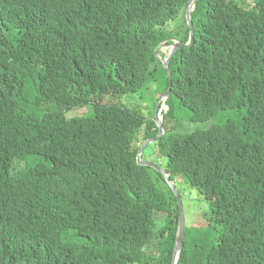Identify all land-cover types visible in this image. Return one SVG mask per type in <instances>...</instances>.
Returning <instances> with one entry per match:
<instances>
[{
	"label": "trees",
	"instance_id": "obj_1",
	"mask_svg": "<svg viewBox=\"0 0 264 264\" xmlns=\"http://www.w3.org/2000/svg\"><path fill=\"white\" fill-rule=\"evenodd\" d=\"M188 6L0 0V264H173L178 198L137 160L154 138L142 159L159 148L184 207L189 189L205 203L185 207L178 264H264V0H197L163 135L168 72L149 117L116 102L146 100Z\"/></svg>",
	"mask_w": 264,
	"mask_h": 264
},
{
	"label": "rangeland",
	"instance_id": "obj_2",
	"mask_svg": "<svg viewBox=\"0 0 264 264\" xmlns=\"http://www.w3.org/2000/svg\"><path fill=\"white\" fill-rule=\"evenodd\" d=\"M166 49V47H163V50ZM158 71H157V80L151 84L150 87V91L148 96L145 98L146 100L141 99L139 96L137 95H122L119 98H117L116 102L119 104H123L124 106H127L128 108H139L142 110V112L145 114V116L149 117L150 116V110L152 108L151 105V100H153L152 95L154 94L155 90H161L162 89V85L165 81L164 79V73L168 72L167 69L164 67V65H159L158 67ZM162 99V98H161ZM51 111H54L56 109H58L56 104L50 105ZM91 105L88 106H83V107H79L76 108L75 110H71L70 112L67 113L68 117H74V116H82L85 114H89L92 112L91 110ZM166 109H168V107L166 106ZM153 142H151L150 144H152ZM155 150L157 152V154L155 155V157H151L150 153ZM159 148H153L151 146V148H147L146 151L144 152V159H150L152 161H154L156 164H159V166H162L160 164H165V159L163 156L160 155V152L158 153ZM164 167V165L162 166ZM190 191H192V195L191 198L188 200H185V207H187V212L189 213V210H194L195 212H197V210L199 208H201L200 210L203 211V208L205 206V203H200L199 201V197H198V192L196 189H189ZM186 210V208H185ZM186 212V211H185ZM187 212H186V223H187ZM199 215L195 214L193 216V220L196 222L198 220ZM201 222H205V220H202L200 218Z\"/></svg>",
	"mask_w": 264,
	"mask_h": 264
},
{
	"label": "water",
	"instance_id": "obj_3",
	"mask_svg": "<svg viewBox=\"0 0 264 264\" xmlns=\"http://www.w3.org/2000/svg\"><path fill=\"white\" fill-rule=\"evenodd\" d=\"M252 1H254V0H252ZM196 2H197V0H189V6H188V10H187V18H188V23H189V26H190L189 42L188 43H184V42H181V41L176 42L174 44L173 49L170 52L168 58L164 60V66L167 68L168 77H169V80H170L169 88L167 89V91L165 92V94H164V96L162 98V99H164V103L170 97L171 92H172V85H173L172 76H171V73H170V70H169V67H168L169 63H170L174 53L177 50H179L182 47H191L193 45V43H194V26H193V21H192V15L191 14H192V10H193ZM163 119H164V116H161L159 113H156L155 120H156L157 126L159 128V132H158L157 137H160L161 135L164 134ZM153 140L149 139L142 145V147L140 149V152H139V155H138V162L141 165L153 166L158 171H160L165 176L168 184L170 185V187L175 192V194H176V196L178 198V202H179V206H180V223H179V228H178L177 238H176V244H175L174 254H173V264H178L179 256H180V253H181V247L183 245V241H184V238H185V232H186V212H185V208H184V205H183V201H182L181 196H180V194L178 192L177 186L174 183V181L171 179V177L168 174V172L166 170L162 169L161 167H159L155 163L142 160V153H143L144 149L150 143V141H153Z\"/></svg>",
	"mask_w": 264,
	"mask_h": 264
},
{
	"label": "clouds",
	"instance_id": "obj_4",
	"mask_svg": "<svg viewBox=\"0 0 264 264\" xmlns=\"http://www.w3.org/2000/svg\"><path fill=\"white\" fill-rule=\"evenodd\" d=\"M192 15V14H191ZM179 40L178 39H174L173 41H172V43H164L162 46H161V48L159 49V51H160V53H161V51L165 54V56H162V55H158L159 56V58H161V60H162V63H163V65H164V60L165 59H167L168 58V56H169V54H170V52L172 51V49H173V46H174V44L176 43V42H178ZM188 43V42H187ZM163 47H166V49H164L163 50ZM175 54V53H174ZM174 56V55H173ZM165 67V66H164ZM169 67V66H168ZM166 68V67H165ZM167 69V68H166ZM163 98V97H162ZM163 100V102H162V108L158 111L157 109H156V113H159L161 116H164V114H163V110L162 109H166V106L168 107V105H167V101L164 103V99H162ZM53 105V104H52ZM58 106V105H57ZM59 107V106H58ZM48 108V106L46 105L45 107H44V110H46ZM169 108V107H168ZM73 110H75V109H73ZM166 110H168V109H166ZM49 111L51 112V108H50V106H49ZM70 112V111H69ZM66 116H67V114H66ZM83 116V115H82ZM68 117V116H67ZM75 117V116H74ZM68 118H72V117H68ZM155 118H156V115H155ZM163 121H164V119H163ZM164 132H165V127H164ZM151 140V139H150ZM151 142V141H150ZM145 150V149H144ZM143 154V153H142ZM137 160H138V158H137ZM143 160V159H142ZM145 161V160H144ZM139 163V162H138ZM169 174V173H168ZM185 208V207H184ZM21 219V216H18L17 217V220H20ZM13 222H11V221H9V220H7L6 221V225H10V224H12ZM18 223H19V221H18ZM18 229V233H19V230H20V226L17 228ZM20 235V234H19Z\"/></svg>",
	"mask_w": 264,
	"mask_h": 264
}]
</instances>
